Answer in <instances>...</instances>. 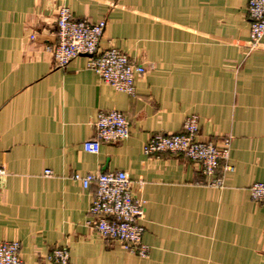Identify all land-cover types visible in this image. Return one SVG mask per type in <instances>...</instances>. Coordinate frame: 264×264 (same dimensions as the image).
Masks as SVG:
<instances>
[{
	"label": "crops",
	"instance_id": "1",
	"mask_svg": "<svg viewBox=\"0 0 264 264\" xmlns=\"http://www.w3.org/2000/svg\"><path fill=\"white\" fill-rule=\"evenodd\" d=\"M247 5L0 0V241L18 242L24 264H46L58 247L71 264H264V202L249 192L264 184V40L249 49ZM60 6L76 20H105L100 49L144 65L133 96L101 83L85 56L55 66L45 47L56 40ZM111 110L125 116L129 137L102 142L97 155L84 152L96 114ZM188 115L198 118V141L231 138L217 170L220 189L197 162L142 152L154 135L180 134ZM96 171L126 172L146 201V257L108 243L89 224L95 188L71 177Z\"/></svg>",
	"mask_w": 264,
	"mask_h": 264
},
{
	"label": "built area",
	"instance_id": "2",
	"mask_svg": "<svg viewBox=\"0 0 264 264\" xmlns=\"http://www.w3.org/2000/svg\"><path fill=\"white\" fill-rule=\"evenodd\" d=\"M247 17L249 20L250 50L257 49L264 40V0H248ZM56 40L47 45L45 51L58 68H66L79 56L86 57V68L93 71L100 82L116 92L133 96L135 82L145 73L143 64L131 60L125 53L115 49H100L106 21L90 23L76 20L68 7L60 6L56 11ZM29 39L33 41L34 35ZM95 138L82 145L84 152L97 155L100 144L117 143L129 137V124L125 116L118 111H98L93 122ZM198 118L188 115L182 124L180 134H157L150 137L143 145L145 156L163 154L181 155L200 165V173L209 179L208 185L222 188L223 173L217 175L221 162H226L230 155L231 138L224 137L219 143L198 141ZM231 167L224 166L223 172ZM4 169L0 166V177ZM50 177L51 171H44ZM71 179L83 189L93 186L95 192L91 198L88 215L94 230L108 243L117 244L122 250L146 257L149 247L142 243L146 201L136 197L133 192L134 182L124 171H96L84 176L74 174ZM138 191H142L143 182L138 181ZM250 197L255 202H264V184L255 183L250 189ZM46 264H71L66 248H54L47 254ZM0 264H24L20 257V244L15 241H0Z\"/></svg>",
	"mask_w": 264,
	"mask_h": 264
}]
</instances>
